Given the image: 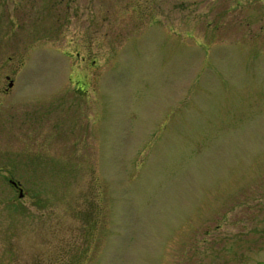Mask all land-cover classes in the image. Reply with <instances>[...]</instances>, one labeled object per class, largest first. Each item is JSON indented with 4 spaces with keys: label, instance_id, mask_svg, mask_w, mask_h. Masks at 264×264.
Wrapping results in <instances>:
<instances>
[{
    "label": "rangeland",
    "instance_id": "rangeland-1",
    "mask_svg": "<svg viewBox=\"0 0 264 264\" xmlns=\"http://www.w3.org/2000/svg\"><path fill=\"white\" fill-rule=\"evenodd\" d=\"M44 5L0 0V264H264V0Z\"/></svg>",
    "mask_w": 264,
    "mask_h": 264
},
{
    "label": "flooded vegetation",
    "instance_id": "flooded-vegetation-1",
    "mask_svg": "<svg viewBox=\"0 0 264 264\" xmlns=\"http://www.w3.org/2000/svg\"><path fill=\"white\" fill-rule=\"evenodd\" d=\"M61 0H44V9L47 10V13L45 12V14H47L48 18H49V26H47L48 28H50L51 30L53 31H56V30H61L62 29V25H64V29L68 30V29H72L71 28V25H72V16H76V13L72 10L74 9L75 11L77 9H75L73 6H72V0H64V4L62 5ZM20 3V6H22L21 4L23 3V1H19ZM40 1H39V5L37 6H33V13H34V17L36 18H40V13L39 11L40 10ZM22 8L21 12L23 13V10H24V6L20 7ZM42 8V9H43ZM26 9V7H25ZM43 9V10H44ZM22 19H23V16L24 14H22ZM64 17V18H63ZM83 17V16H82ZM81 17V18H82ZM63 18V19H62ZM88 20V19H87ZM75 22H76V25L77 23H83V19H80L78 17H75ZM29 23V22H28ZM22 24H24V19H23V22ZM84 25L85 28H88V22L87 24L85 23ZM59 27V28H58ZM85 59V58H84ZM15 73V71L13 70L12 74L10 73H7L5 72V79H6V82H7V86L4 87V89L0 88V90L2 89V93L3 94H6L9 92V90L12 88L13 84H14V78H13V74ZM14 186V185H13ZM17 191H18V186H14Z\"/></svg>",
    "mask_w": 264,
    "mask_h": 264
},
{
    "label": "water",
    "instance_id": "water-1",
    "mask_svg": "<svg viewBox=\"0 0 264 264\" xmlns=\"http://www.w3.org/2000/svg\"><path fill=\"white\" fill-rule=\"evenodd\" d=\"M10 182L12 183V185L18 186L16 181L11 180ZM18 195H19V197L23 195L21 187H18Z\"/></svg>",
    "mask_w": 264,
    "mask_h": 264
}]
</instances>
